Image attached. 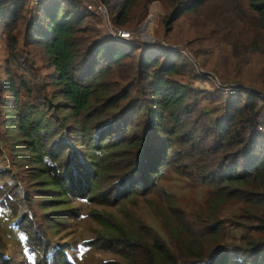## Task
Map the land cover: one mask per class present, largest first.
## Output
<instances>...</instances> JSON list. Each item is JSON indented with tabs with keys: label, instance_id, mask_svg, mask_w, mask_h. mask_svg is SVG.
Instances as JSON below:
<instances>
[{
	"label": "trees",
	"instance_id": "obj_1",
	"mask_svg": "<svg viewBox=\"0 0 264 264\" xmlns=\"http://www.w3.org/2000/svg\"><path fill=\"white\" fill-rule=\"evenodd\" d=\"M137 1L101 0L118 27L133 20ZM153 1H141V16ZM160 1L173 6L164 21L169 28L182 12L211 0ZM231 1L234 41L220 69L242 79L254 56L264 62V0H245V6ZM80 5L0 1L8 50L0 80L8 94L5 133L33 186L22 198L28 204L43 197L41 208L71 197L110 204L154 191L169 168L209 187L205 207L190 212L169 207L162 224L170 244L147 224L132 231L96 216L106 234L91 245L121 258L108 264H264V66L257 87L222 75L236 92L220 99V88L201 90L180 80L167 48L99 36L83 24L94 13ZM26 16L20 43L16 30ZM29 46L40 47L41 66ZM135 49L140 51L134 63ZM166 51L170 54L161 59ZM42 68L49 71L43 74ZM14 196L16 191L0 186V206L13 215ZM16 225L26 244L30 232L17 220ZM5 258L0 252L3 264Z\"/></svg>",
	"mask_w": 264,
	"mask_h": 264
},
{
	"label": "rangeland",
	"instance_id": "obj_2",
	"mask_svg": "<svg viewBox=\"0 0 264 264\" xmlns=\"http://www.w3.org/2000/svg\"><path fill=\"white\" fill-rule=\"evenodd\" d=\"M85 1L88 2V0L79 1L82 3L81 9L83 5L86 6ZM141 1L138 0L131 10L130 16L133 20L119 28L135 31L134 34L142 40L140 42H148L152 45H149L151 49L157 46L160 49L167 48L172 59L177 63L180 72L177 77L180 80L198 89L209 91L219 88L220 83L227 82L223 78L227 76L220 66L223 57L229 58L232 48L230 43L234 41L232 37L236 7L234 1H207L193 12H182L169 28H166L164 21L173 9L172 5L157 0L156 13L155 10L149 12L152 3L150 2L144 16H141ZM238 2L244 6L246 4L245 0ZM64 7L70 9L67 3H64ZM87 10L84 12L89 13ZM34 13L35 11L31 18ZM147 18L148 23L142 28ZM28 19L26 16L18 24L16 31L20 43ZM83 24L96 28L99 36L103 37L105 34L100 17L95 13H89ZM3 36L0 27V80L5 78L3 68L4 61L8 57ZM138 46L139 44H136L135 48ZM27 49L36 64L41 66L40 47L29 46ZM139 51L140 49L133 50L134 55L130 60L134 63L138 59ZM170 53L166 51L160 58ZM263 66L264 62H261V58L254 56L253 62L243 67V80L241 77L227 78L257 87L259 86L257 72L262 70ZM48 71L45 68L41 69L43 74ZM0 95V186L5 184L8 189L11 188L19 195L17 198L14 196L9 202L13 209L16 208L14 215L7 208L0 206V252L7 258L5 264H108L112 261H120L121 258L117 254L96 249L90 243L92 239L106 234L107 227L97 219L99 215L103 214L113 223L132 231L137 230L141 223L147 224L170 244L171 241L168 240V234L162 224V219L166 215L169 216V207L176 206L186 212L205 207L209 187L182 177L169 168L164 169L154 191L142 196L134 195L123 201L102 204L89 199L71 197L66 201L55 202L57 207L41 208L40 199L43 197H35L29 202L30 204H27V200L22 198V192L27 191L28 194H32L33 186L28 181L29 174L16 163L17 158L12 154L11 140L5 133L4 100L8 94L0 90ZM218 95L223 99L227 94L222 91L218 92ZM204 105L211 104L205 101ZM16 220L20 228L30 232L26 234V244ZM169 220L173 221L171 218ZM0 264H3L2 260Z\"/></svg>",
	"mask_w": 264,
	"mask_h": 264
},
{
	"label": "built area",
	"instance_id": "obj_3",
	"mask_svg": "<svg viewBox=\"0 0 264 264\" xmlns=\"http://www.w3.org/2000/svg\"><path fill=\"white\" fill-rule=\"evenodd\" d=\"M28 1H29L31 6H34L40 0H28ZM79 1H84V0H79ZM155 4L157 5L156 13L158 12V1H153L150 4L149 12H150L151 7ZM86 6L85 7L87 9L91 10V12L95 13L96 15H98L100 17L101 26L103 27L104 32L107 35H111V36L119 38V39H132V40H134L133 38L136 37L137 40L142 41L141 39H139V37H137V35L134 34L135 31L125 30V29L119 28L118 26L113 24L112 20L110 18V13H109L107 6L103 2H101V0H88V2H86ZM148 20L149 19L147 18L144 21L142 28H144L147 25ZM138 31H140V29H138ZM146 43H148V42H146ZM219 88L225 94H233L236 90L235 86H232V85H229L226 83H220Z\"/></svg>",
	"mask_w": 264,
	"mask_h": 264
}]
</instances>
